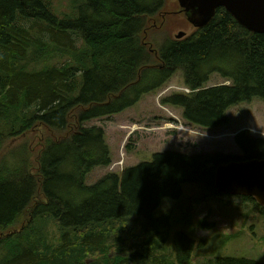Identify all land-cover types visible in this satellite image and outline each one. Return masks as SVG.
Returning <instances> with one entry per match:
<instances>
[{"label":"trees","instance_id":"obj_1","mask_svg":"<svg viewBox=\"0 0 264 264\" xmlns=\"http://www.w3.org/2000/svg\"><path fill=\"white\" fill-rule=\"evenodd\" d=\"M69 5L62 13L53 0H0V143L12 113L22 115L11 127L19 125L21 133L36 125L59 132L70 123L76 127L44 145L38 175L27 159L20 166L0 162V232H8L0 237V264H87L90 256L100 260L97 255L102 260L91 264H184L193 240L180 233L179 263L169 262L162 251L171 211H158L179 200L187 185L205 184L219 195L217 167L264 159V139L243 130L235 137L241 156L158 152L89 184L90 172L110 165L112 153L104 127L87 123L125 112L182 69L191 92L163 102L181 108L192 125L227 126L230 108L264 101V33L249 31L219 8L208 25L185 39L163 40L153 52L144 42L147 17L163 0ZM214 74L230 83L208 85ZM241 198L264 218V206ZM23 217L27 223L11 232ZM54 229L59 241L51 239ZM201 264L264 261L229 255Z\"/></svg>","mask_w":264,"mask_h":264},{"label":"rangeland","instance_id":"obj_2","mask_svg":"<svg viewBox=\"0 0 264 264\" xmlns=\"http://www.w3.org/2000/svg\"><path fill=\"white\" fill-rule=\"evenodd\" d=\"M72 1L53 0V4L59 12L64 13L68 12ZM195 30L177 0H163L162 8L155 15L147 17L144 42L149 50L155 52L163 40H182ZM182 32L184 36L177 38ZM82 47L83 44L78 48ZM183 74L182 69L177 70L163 86L145 94L138 104L125 112L87 123L104 127L112 153L110 165L96 167L90 172L87 180L89 184L95 183L109 172L120 174L127 167L151 160L158 152L178 151L204 155L224 153L241 156L242 152L235 137L243 130L264 139V101L259 99L238 103L230 108V123L227 126L205 129L187 123L181 108L163 102L174 93L191 92L184 84ZM229 83L223 76L214 74L208 85ZM21 117L22 115L12 113L7 121L8 134L0 143V162L20 166L23 159H27L30 172L38 175L39 157L44 145L53 139L69 135L76 127L70 123L66 131L59 132L36 125L21 133L19 125L15 129L11 128ZM37 199L43 200L40 192ZM167 211H171L172 224L169 240L162 252L169 262H178L177 237L180 233H185L193 240L191 252L184 259V264H201L209 258L229 255L264 261V218L257 205L244 201L241 196L217 195L205 184L187 185L182 197L177 201L164 202L158 214ZM26 223L27 217H23L11 232L21 230ZM128 228L135 226L128 225ZM134 232L137 233L134 238L136 242L139 240L138 228ZM6 233L8 232H0V237ZM51 235V239L59 241L58 230L51 231ZM131 235V231H128V236ZM93 259L100 261L90 256L87 264H91Z\"/></svg>","mask_w":264,"mask_h":264},{"label":"water","instance_id":"obj_3","mask_svg":"<svg viewBox=\"0 0 264 264\" xmlns=\"http://www.w3.org/2000/svg\"><path fill=\"white\" fill-rule=\"evenodd\" d=\"M195 28L208 25L219 8L255 33H264V0H177ZM184 33L177 35V38ZM241 132V131H240ZM215 188L221 195L253 197L264 206V159L230 161L216 169Z\"/></svg>","mask_w":264,"mask_h":264}]
</instances>
